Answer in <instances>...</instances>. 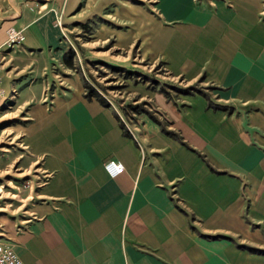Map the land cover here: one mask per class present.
<instances>
[{"label":"crops","instance_id":"obj_1","mask_svg":"<svg viewBox=\"0 0 264 264\" xmlns=\"http://www.w3.org/2000/svg\"><path fill=\"white\" fill-rule=\"evenodd\" d=\"M34 2L0 26V45L11 25L24 35L0 107L21 102L23 142L46 179L34 215L0 240L23 264H264L262 0H159L153 42L174 74L215 85L222 106L200 94L164 103L170 133L125 129L77 80L45 101L33 60L61 32ZM107 158L124 172L110 177Z\"/></svg>","mask_w":264,"mask_h":264},{"label":"rangeland","instance_id":"obj_2","mask_svg":"<svg viewBox=\"0 0 264 264\" xmlns=\"http://www.w3.org/2000/svg\"><path fill=\"white\" fill-rule=\"evenodd\" d=\"M30 2L0 0V26L11 21ZM34 3L55 12L54 23L61 32L60 43L33 60L36 63L33 78L44 89L47 100L55 88L66 89L77 80L85 96L96 94L111 106L125 129L135 131L146 122H155L166 133L171 132L168 129L171 118L164 103L180 107L186 95L200 94L209 99L210 106L222 108L214 97L215 85L206 82L203 76L189 80L174 74L161 54L163 45L153 42L159 24V0H35ZM262 3L264 8V0ZM10 27L22 31L11 25L6 33ZM21 45L10 51L7 61L17 59ZM7 65L3 72L8 71ZM19 103L7 98L0 107V233L13 226L20 227L34 215L46 179L41 164L23 142L27 119H23Z\"/></svg>","mask_w":264,"mask_h":264},{"label":"built area","instance_id":"obj_3","mask_svg":"<svg viewBox=\"0 0 264 264\" xmlns=\"http://www.w3.org/2000/svg\"><path fill=\"white\" fill-rule=\"evenodd\" d=\"M23 40L24 35L22 31L10 27L7 30L5 41L0 45V104L5 97V90L2 87L4 65L7 62V57L10 55V51L19 47ZM44 100H47V97H44ZM102 165L110 177H116L124 172L123 164L114 158L105 159ZM0 264H23L12 243L0 240Z\"/></svg>","mask_w":264,"mask_h":264},{"label":"trees","instance_id":"obj_4","mask_svg":"<svg viewBox=\"0 0 264 264\" xmlns=\"http://www.w3.org/2000/svg\"><path fill=\"white\" fill-rule=\"evenodd\" d=\"M67 64H69L68 62H67ZM96 97V99L101 103V104H103V105H108L106 102H104L98 95H96V94H93V93H91V94H87V98H91V97ZM121 125L123 126V124L121 123Z\"/></svg>","mask_w":264,"mask_h":264}]
</instances>
